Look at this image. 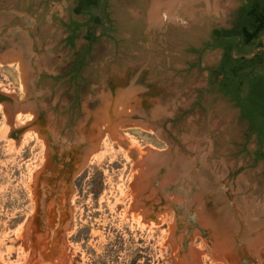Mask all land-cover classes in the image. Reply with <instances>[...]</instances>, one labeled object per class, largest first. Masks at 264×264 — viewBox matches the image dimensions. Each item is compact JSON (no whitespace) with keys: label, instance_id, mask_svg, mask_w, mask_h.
<instances>
[{"label":"rangeland","instance_id":"obj_1","mask_svg":"<svg viewBox=\"0 0 264 264\" xmlns=\"http://www.w3.org/2000/svg\"><path fill=\"white\" fill-rule=\"evenodd\" d=\"M244 2L0 0V264H264V137L210 85Z\"/></svg>","mask_w":264,"mask_h":264},{"label":"trees","instance_id":"obj_2","mask_svg":"<svg viewBox=\"0 0 264 264\" xmlns=\"http://www.w3.org/2000/svg\"><path fill=\"white\" fill-rule=\"evenodd\" d=\"M104 0H77L75 12L78 14L91 13L97 9ZM104 13V10L102 11ZM91 22L94 26L102 24L98 17H93ZM78 27L72 29V37L76 35ZM264 34V0H246L239 8L230 29H216L213 32V42L221 36H232L220 41L221 45L228 43L235 44L237 36H241L240 45L236 54L243 52L250 53L255 47L262 46L261 36ZM89 42L96 39L94 31L86 35ZM230 49V47H229ZM227 49L222 55L218 67L213 68L210 76V85L217 87L220 92L229 96L235 101L236 106L241 110V118L249 122L250 130L258 137H264V74L259 72L264 69V50H259L252 58H234L231 50ZM86 55H81L75 62L72 69L73 76L81 71ZM256 63V66L249 74H245ZM257 158L263 157L261 151H257Z\"/></svg>","mask_w":264,"mask_h":264},{"label":"water","instance_id":"obj_3","mask_svg":"<svg viewBox=\"0 0 264 264\" xmlns=\"http://www.w3.org/2000/svg\"><path fill=\"white\" fill-rule=\"evenodd\" d=\"M108 3H109V0H104L103 2V10L105 12V14L107 15V17L109 18V24L111 26V20H110V16L108 14V11H107V6H108ZM99 26H102V27H105V25H102V24H99ZM232 36H221L217 39L216 43H214L211 47L215 48L218 44V42L222 39V38H231ZM241 39V36H237V40L239 41ZM261 40L263 42V45L262 46H258V47H255L252 52L250 53H246V52H243V53H240V54H236L235 53V50L232 51V56L234 58H239V57H244V58H252L256 55V53L259 51V50H264V34L261 36ZM260 64H258L257 66H259ZM254 70V67H252L250 70H248L246 73H243V75L245 74H249L250 72H252Z\"/></svg>","mask_w":264,"mask_h":264},{"label":"flooded vegetation","instance_id":"obj_4","mask_svg":"<svg viewBox=\"0 0 264 264\" xmlns=\"http://www.w3.org/2000/svg\"><path fill=\"white\" fill-rule=\"evenodd\" d=\"M244 1H246V0H244ZM104 2V1H103ZM245 3V2H244ZM231 27H229V28H225V29H230ZM216 30V29H215ZM214 30V31H215ZM226 38H222L220 41H222V40H225ZM212 40H213V35H212ZM217 41V40H216ZM216 41L215 42H213V44L214 43H216ZM220 41L218 42V44H217V46L215 47V48H219V49H221L222 50V55L224 54V52L227 50V49H229V47H230V49L229 50H231V54H232V51L233 50H235V52H236V49H237V47H238V45H240V42H241V39L238 41V40H236V42H235V44H233V43H230V45L228 44V43H226L225 45H221L220 44ZM258 64H262V63H256V65L255 66H253L254 67V69H255V67L258 65ZM259 65V66H260ZM263 131H264V123H263ZM264 133V132H263Z\"/></svg>","mask_w":264,"mask_h":264},{"label":"bare ground","instance_id":"obj_5","mask_svg":"<svg viewBox=\"0 0 264 264\" xmlns=\"http://www.w3.org/2000/svg\"><path fill=\"white\" fill-rule=\"evenodd\" d=\"M175 0H173V3H174Z\"/></svg>","mask_w":264,"mask_h":264}]
</instances>
